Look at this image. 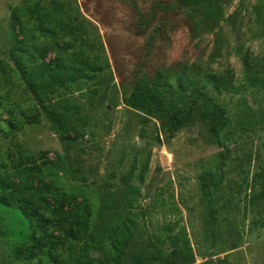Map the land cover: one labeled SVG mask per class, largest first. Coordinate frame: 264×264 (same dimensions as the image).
<instances>
[{
	"label": "rangeland",
	"instance_id": "1",
	"mask_svg": "<svg viewBox=\"0 0 264 264\" xmlns=\"http://www.w3.org/2000/svg\"><path fill=\"white\" fill-rule=\"evenodd\" d=\"M172 1L72 0L110 63L96 85L74 95L85 104L91 129H62L23 92L4 97L0 164L34 157L40 166L38 155L60 163L68 173L60 172L59 184L84 187L102 211L97 231L108 233L131 212L139 219L145 214L139 221L145 238L156 236L164 257L157 264H264V98L245 76L246 60L264 68V0H217L206 24L200 16L154 7ZM21 2L0 0V60H9L20 38L10 7ZM141 65L150 74L188 65L226 77L232 86L215 99L229 126L217 137L196 115L174 133L168 119L129 107ZM202 182L215 202L214 221ZM29 233L21 212L0 202V264H28L19 250Z\"/></svg>",
	"mask_w": 264,
	"mask_h": 264
},
{
	"label": "trees",
	"instance_id": "2",
	"mask_svg": "<svg viewBox=\"0 0 264 264\" xmlns=\"http://www.w3.org/2000/svg\"><path fill=\"white\" fill-rule=\"evenodd\" d=\"M216 4L217 0H175L157 2L154 7L168 14L184 11L200 16L206 24ZM10 19L20 38L13 40L9 60H0V103L4 97L23 92L62 129H91L85 104L74 95L96 85L110 70L92 23L74 8L72 0H22L10 7ZM163 28L164 23L154 28L149 47ZM50 53H54L51 61L47 60ZM245 76L264 98V68L246 60ZM231 86L223 75L203 72L200 67L193 70L182 65L150 74L141 65L127 104L147 116L168 119L174 133L199 115L219 137L230 119L215 98ZM38 157L40 166L33 165L34 157L25 164L22 157L9 165L0 164L4 172L0 175V202L19 210L28 223L30 233L19 250L26 257L25 263L157 264L164 258L156 243L159 239L145 238L147 229L139 222L145 214L139 219V214L131 212L125 222L117 219L108 233L97 231L102 211L90 192L78 185H60V172H68L60 163L50 164ZM202 186L214 221L215 202L206 182ZM54 230L62 236L53 235ZM165 234L166 239L172 238L171 229L169 233L165 229Z\"/></svg>",
	"mask_w": 264,
	"mask_h": 264
}]
</instances>
